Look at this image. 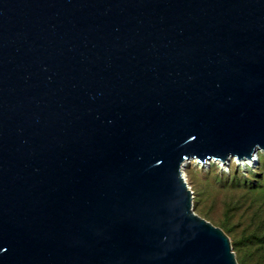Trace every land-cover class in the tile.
<instances>
[{"label": "water", "instance_id": "obj_1", "mask_svg": "<svg viewBox=\"0 0 264 264\" xmlns=\"http://www.w3.org/2000/svg\"><path fill=\"white\" fill-rule=\"evenodd\" d=\"M264 152V0H0V264H239L191 160Z\"/></svg>", "mask_w": 264, "mask_h": 264}, {"label": "rangeland", "instance_id": "obj_2", "mask_svg": "<svg viewBox=\"0 0 264 264\" xmlns=\"http://www.w3.org/2000/svg\"><path fill=\"white\" fill-rule=\"evenodd\" d=\"M234 160L236 161L232 159L228 164L218 161L201 164L195 159L187 162L184 172L194 193L193 208L197 215L221 228L228 235L239 264H264V248L258 253L256 247L248 240V236L257 229L260 221L252 215L244 214L254 197L252 196L246 205H242L240 211L228 212V207L224 205L230 200L244 202V191L228 190V186L232 185L229 182L235 175L242 181L247 180L250 187H259V192L253 195H257L256 198L264 202V188L261 189V186H264V153L262 161L249 169L240 167ZM262 220L264 219L261 218ZM260 231L261 237H264V228ZM240 241L241 245L237 247L236 243Z\"/></svg>", "mask_w": 264, "mask_h": 264}, {"label": "trees", "instance_id": "obj_3", "mask_svg": "<svg viewBox=\"0 0 264 264\" xmlns=\"http://www.w3.org/2000/svg\"><path fill=\"white\" fill-rule=\"evenodd\" d=\"M261 154V153H260ZM260 156V161H262L263 153ZM229 184L231 186H228V190H241L245 192L244 196V202L239 203L240 201L237 200H230V202H227L226 205L228 207V212H235L240 211L242 208V205H246L248 201L254 197V200H252L247 206L246 210L244 211V214L252 215L256 219H258L260 222L257 224V229L248 236V240L251 244H253L254 247H256V251L258 253H261V248H264V237H261V228H264V220L261 221V218L264 219V202L261 201V199L256 198L257 195H253L255 192H259V187H253L248 185V181H242L235 175V177H232ZM264 185V183H263ZM264 188V186H261V189ZM241 245V241L236 243V246L239 247Z\"/></svg>", "mask_w": 264, "mask_h": 264}, {"label": "bare ground", "instance_id": "obj_4", "mask_svg": "<svg viewBox=\"0 0 264 264\" xmlns=\"http://www.w3.org/2000/svg\"><path fill=\"white\" fill-rule=\"evenodd\" d=\"M260 153H264V152H262V151H257V154H256V156H255V158H253V159H248V160H243V161H235L240 167H243V168H247V169H249V168H252V167H255V164H258V162L260 161ZM232 159H235V158H231V160ZM192 161V160H191ZM190 162V161H189ZM211 162V161H210ZM207 163H209V162H207ZM187 162L185 163V165H184V168H185V166H187ZM224 164H227V163H224ZM186 169V168H185ZM185 169H184V171H185Z\"/></svg>", "mask_w": 264, "mask_h": 264}]
</instances>
